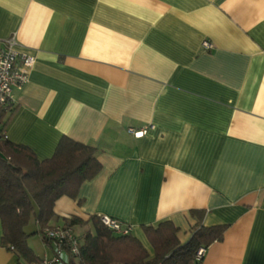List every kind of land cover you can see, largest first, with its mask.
<instances>
[{"label":"crops","instance_id":"obj_1","mask_svg":"<svg viewBox=\"0 0 264 264\" xmlns=\"http://www.w3.org/2000/svg\"><path fill=\"white\" fill-rule=\"evenodd\" d=\"M12 34L34 60L6 138L45 159L66 135L101 164L50 223L105 214L152 255L143 225L184 243L199 209L225 225L200 264H264V0H0V46ZM0 264H16L1 245Z\"/></svg>","mask_w":264,"mask_h":264},{"label":"trees","instance_id":"obj_2","mask_svg":"<svg viewBox=\"0 0 264 264\" xmlns=\"http://www.w3.org/2000/svg\"><path fill=\"white\" fill-rule=\"evenodd\" d=\"M12 108H0V245L15 254L16 264H40L41 259L28 245L27 238L38 234L52 248L58 246L57 241L44 235L46 228L56 225L68 226L73 231L86 227L77 235L80 262L65 249L66 264H200L202 257L195 259L197 249L205 250L222 239L225 225H202L203 211L199 209L191 210L197 222L184 243L179 241L178 228L170 220L143 225L152 255L130 231L114 234L97 215L84 220L71 214L62 218L61 223H50L56 218L53 208L60 196L81 201V184L101 168L97 149L63 135L50 157L38 159L28 146L11 142L4 135ZM32 222L36 229L29 231Z\"/></svg>","mask_w":264,"mask_h":264},{"label":"built area","instance_id":"obj_3","mask_svg":"<svg viewBox=\"0 0 264 264\" xmlns=\"http://www.w3.org/2000/svg\"><path fill=\"white\" fill-rule=\"evenodd\" d=\"M204 49L211 47L210 42H202ZM33 56L22 50L19 42L12 34L1 40L0 46V108L10 109L13 106V89L27 82L30 68L33 64ZM149 128L152 126H148ZM134 135H142L144 129H127ZM5 135V134H4ZM99 221L113 231L114 234H125L130 231L129 226L123 224L116 218L102 214L97 216ZM47 238L58 242L54 247V254L50 258H42L40 264H55L61 259L62 250H67L76 262H80L78 257V238L72 228L68 226L56 225L44 230ZM204 249L198 248L195 252V259L200 260Z\"/></svg>","mask_w":264,"mask_h":264},{"label":"rangeland","instance_id":"obj_4","mask_svg":"<svg viewBox=\"0 0 264 264\" xmlns=\"http://www.w3.org/2000/svg\"><path fill=\"white\" fill-rule=\"evenodd\" d=\"M85 229L86 227L74 228V232L76 233V235H80L85 231ZM62 254L65 260H67L68 258L67 252L65 250H62Z\"/></svg>","mask_w":264,"mask_h":264}]
</instances>
